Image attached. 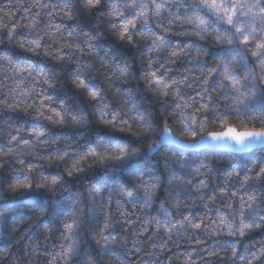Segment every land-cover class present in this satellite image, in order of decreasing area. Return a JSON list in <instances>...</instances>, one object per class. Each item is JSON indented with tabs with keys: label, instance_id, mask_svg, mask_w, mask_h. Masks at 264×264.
I'll list each match as a JSON object with an SVG mask.
<instances>
[{
	"label": "trees",
	"instance_id": "16d2710c",
	"mask_svg": "<svg viewBox=\"0 0 264 264\" xmlns=\"http://www.w3.org/2000/svg\"><path fill=\"white\" fill-rule=\"evenodd\" d=\"M144 2L152 32L137 24L133 46L119 38V19L108 18V0L96 9H88L87 0H0V56L8 54L14 63L37 70L21 74L0 59V264H264V221L259 220L264 215V147L236 153L185 150L174 143L148 151L165 125L185 142L226 130L220 120L262 126L237 112L235 94L219 75L221 53L231 46L217 28L234 29L213 23L196 35L187 21L198 11L193 7L198 0H157L163 3L158 17L152 15L151 0ZM156 36L167 46L150 51ZM36 39L39 48L30 44ZM236 48L244 61L235 62L231 73L247 95L245 73L259 78L264 69L242 44ZM79 80L89 88H77ZM256 86L264 89L259 79ZM90 90L103 99H90ZM177 104L190 106L181 114ZM141 115L151 120L147 136ZM37 131L45 135L37 139ZM107 139L126 145L128 159L101 164L90 155L118 154L114 146L98 143ZM77 162L83 170L69 177ZM57 177L62 181L51 185ZM142 182L156 184L150 198ZM22 184L30 187L13 191ZM252 195L253 206L262 209L256 217L261 227L240 235L238 211ZM221 217L231 227L221 224ZM72 219L79 223L77 249L66 262L59 253L70 243L63 236ZM244 220L251 223L252 217L246 213ZM102 232L115 238L103 247L96 243Z\"/></svg>",
	"mask_w": 264,
	"mask_h": 264
},
{
	"label": "snow or ice",
	"instance_id": "6c2138e0",
	"mask_svg": "<svg viewBox=\"0 0 264 264\" xmlns=\"http://www.w3.org/2000/svg\"><path fill=\"white\" fill-rule=\"evenodd\" d=\"M101 3L102 0H87V7L88 9H96L99 5H101ZM151 3L153 6L151 9L152 15L157 17L160 16L163 9V3H157V0H151ZM193 7L198 11L189 17L187 22L195 25L196 35L199 36L202 32H206L213 23H216L217 25L226 23L231 29H234V32H232L228 29L220 31V29L217 28L218 35L226 37L227 44L231 46L226 52L221 53L220 64L223 67L222 71H219V75L223 77L224 81H227V86L231 89V92L235 94L231 98L237 112L246 114V119L254 118L259 120L262 125L260 127H248L245 120H240L238 124H229L227 120H220L222 127H225L226 130L208 132L207 137H210V141L207 140L205 136H201L200 143L210 142L213 144H226L229 147H234L235 149L242 151L256 145H264V89H258L256 86L257 79H259L261 84H264V76L258 78L253 72L245 73L243 80L248 81L250 84V87L247 88L246 95L245 92L241 90L245 87V85L242 84L241 81L236 80L234 75L231 73V68L235 62L238 60L241 62L244 61L242 52L236 48L238 43L244 46V50L251 51L252 57H254L258 65L264 69V0H198V3L193 4ZM254 9L256 11H254ZM149 10V5L144 2V0H124L123 3H121V0H108L107 16L112 20L119 19V38L125 39L126 37L127 42L135 46L133 43L134 33L132 32V29L137 28V24L140 25V29L142 31H147L148 33L152 32L148 23ZM200 12H204L205 15H200ZM213 17H215V19H213ZM28 27L31 28L32 25H29ZM164 30L167 31L168 29ZM152 35H154V33H152ZM11 37L12 32H9V39H11ZM200 38L203 39L202 36ZM30 44L39 48L40 40H32L30 41ZM166 46L167 42L162 37L156 36L150 46V51L162 49ZM252 46H254V48ZM21 47H23V45H21ZM185 47L192 48L193 45H185ZM196 51L197 55H199L200 49L197 48ZM172 55L176 56L178 53L173 51ZM0 59L12 64L16 68V71L21 74L27 72L31 75L37 71L31 64H28L26 67H22L20 64L14 63L13 58L8 54L0 56ZM149 64H151V61H149ZM244 66L246 67V64H244ZM219 67L220 66L218 65L216 69H212L208 72V76L203 80L205 85L209 83V78L218 72ZM37 74L40 75V73ZM121 75L126 76V71H122ZM151 75L156 77L155 72L151 73ZM45 83H48L47 79H45ZM173 83L175 84L177 82L173 81ZM76 86L79 89L89 88V85L85 80L77 81ZM164 87H168V85L165 84ZM219 87L221 91H223L225 88L224 83L221 82ZM88 95L92 100L98 101L103 99V97L99 95V92L95 90H90ZM209 99H211V97H209ZM188 106L190 105H185L183 107ZM9 107L13 106L9 105ZM103 107L107 110L109 105L104 104ZM135 107L136 106L133 105V108ZM176 107L181 109V114H183V107L180 104H177ZM131 110L132 109H129V111ZM204 110L207 111V106H204ZM57 115H59V113H57ZM117 115H119V113L114 114V119ZM38 116H43V113L39 112ZM140 119L143 122V126L148 130L145 133H142V135L147 136L152 130L151 120L147 115H141ZM206 119L207 117H205V120ZM195 122V118H193V123ZM200 123L203 125L205 121H200ZM187 127L188 125H186V128ZM189 130L191 129L189 128ZM33 134L37 137V139L45 135L43 131H37ZM13 139H16V137H13ZM24 143L27 144L28 141H24ZM98 143H106L118 149V154L97 153L95 151L90 153V155L98 159L101 164L109 160L124 161L129 157L126 145L121 147L118 142L111 139L98 141ZM174 143H176V139L165 125L160 134V140L157 141L155 145L150 146L148 151H156L164 144L171 145ZM78 164L79 162L73 166V170L68 171L67 175L69 177L73 176L74 172L83 170L78 166ZM183 166L184 165L181 164V167ZM260 173L264 174V168L260 169ZM173 175H175V173H173ZM25 179H27V177H25ZM153 179L158 182V177H153ZM61 181V177L53 178L51 180V185L54 186ZM247 182L248 181L246 179L245 183ZM28 187H30L28 184L12 186L13 191H16L19 188L27 189ZM37 187L43 188L45 185L40 184L37 185ZM143 187L145 196L150 198L155 190L156 184H143ZM96 191H99V189ZM121 191L124 192L130 199L134 198V193L132 191H126L124 188H121ZM255 200L256 197L254 195L249 196V202L247 203L246 208L245 203L243 201L241 202V206L238 211L241 224V228L239 230L240 235H244V229L261 227V224L256 222V217L262 209L253 206ZM246 213L248 216L252 217L251 223H245L244 217ZM185 220H188V218L185 217ZM259 220L264 221V215H259ZM188 223L193 228L200 227L199 224H193L191 221H188ZM220 223L231 227L230 223L223 217L220 218ZM109 227L110 225L105 223L104 230H107ZM172 227H175V225ZM181 227H183V225H181ZM78 228L79 223L76 219H72L71 223H66L64 226L63 238L70 241V243L61 253H59V255H61L66 262L70 261L76 254ZM228 234L231 236L233 235V232L229 231ZM114 239V237L104 235L102 232L100 238L96 240V243L103 247L111 243Z\"/></svg>",
	"mask_w": 264,
	"mask_h": 264
},
{
	"label": "rangeland",
	"instance_id": "374dc122",
	"mask_svg": "<svg viewBox=\"0 0 264 264\" xmlns=\"http://www.w3.org/2000/svg\"><path fill=\"white\" fill-rule=\"evenodd\" d=\"M206 138H207V140L210 141V137L206 136ZM175 145L181 149L192 150V151H198V150H204V149H214V150H218V151H228V152H236V153L247 152V151H250L252 149L264 147V145H256L252 148H249L247 150L242 151V150H237L234 147H229L226 144H213L210 142L209 143H200V140L193 141V142H185V141H180L177 139H176Z\"/></svg>",
	"mask_w": 264,
	"mask_h": 264
},
{
	"label": "bare ground",
	"instance_id": "6f19581e",
	"mask_svg": "<svg viewBox=\"0 0 264 264\" xmlns=\"http://www.w3.org/2000/svg\"><path fill=\"white\" fill-rule=\"evenodd\" d=\"M7 3V2H6ZM161 21V20H160ZM14 39V38H13ZM6 52V51H5Z\"/></svg>",
	"mask_w": 264,
	"mask_h": 264
}]
</instances>
